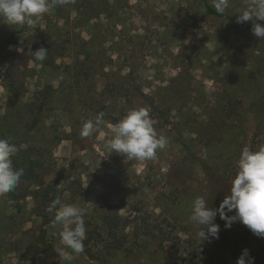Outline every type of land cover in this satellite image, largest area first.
I'll return each instance as SVG.
<instances>
[{
    "label": "rangeland",
    "instance_id": "374dc122",
    "mask_svg": "<svg viewBox=\"0 0 264 264\" xmlns=\"http://www.w3.org/2000/svg\"><path fill=\"white\" fill-rule=\"evenodd\" d=\"M246 4L228 0L219 19L200 0H68L32 26L0 18V136L35 148L38 181L85 209L89 241L65 257L52 203L11 200L30 191L22 182L0 196V264L35 248L32 264H264V236L238 219L226 228L218 212L219 238L203 241L189 219L197 197L219 210L242 149L264 145V39L252 33L264 21L228 20ZM16 25L25 31L9 45ZM139 107L168 145L145 160L109 153L115 125Z\"/></svg>",
    "mask_w": 264,
    "mask_h": 264
},
{
    "label": "clouds",
    "instance_id": "9594fccd",
    "mask_svg": "<svg viewBox=\"0 0 264 264\" xmlns=\"http://www.w3.org/2000/svg\"><path fill=\"white\" fill-rule=\"evenodd\" d=\"M67 2L68 0H0V18L10 25L26 23L32 26L34 18L39 19L52 12L56 6ZM213 6L217 13L223 14L228 7V0H213ZM250 20L264 21V0H247L237 23ZM252 33L255 37L264 39V26L254 23ZM47 52L42 47L33 56L36 60L43 61ZM104 115L101 112L97 114L95 121L88 119L83 122L81 137L90 136L102 122ZM154 125L155 121L150 117L147 108H133L115 125L114 134L107 140L105 148L109 153L123 154L130 159H152L157 150H163L169 142L164 135H158ZM18 151V146L10 137L0 136V196L14 191L24 175L22 168L16 169L13 166L12 157ZM237 167L238 173L232 181L231 194L226 197L219 210L209 207L202 196L192 202L189 219L200 229L198 236L202 241L219 238L220 228L214 222L218 212L220 218L225 220L226 228H230L238 219L257 236H264V145L256 151L245 146L237 161ZM225 207L228 211L235 210L236 215L229 217L223 211ZM47 211L55 213L53 224L62 225L59 232L61 244L74 253H82L86 239L85 209L77 204H64L57 197ZM59 251L61 255L64 254V248ZM237 264H245L244 258L238 260Z\"/></svg>",
    "mask_w": 264,
    "mask_h": 264
},
{
    "label": "trees",
    "instance_id": "16d2710c",
    "mask_svg": "<svg viewBox=\"0 0 264 264\" xmlns=\"http://www.w3.org/2000/svg\"><path fill=\"white\" fill-rule=\"evenodd\" d=\"M200 1L203 3L206 12L209 15L214 16V17L219 18V19L227 18L225 13H223V14L217 13L215 7L213 6V3H211L210 1H208V0H200ZM228 20H230L232 22H237V19L233 18V17H229ZM25 28H26L25 26L18 27L16 25V27H14V29L12 31V35L8 41V44L11 45L13 43L12 42L13 38H15L17 34L24 32ZM235 104L236 103H234V105ZM256 104H259V111H258L259 112V120H258V122L260 123L261 127H264V95L259 98V100L257 101ZM232 105H233V103L230 102L229 103V106L231 107L230 113L234 112V110H235ZM149 106L151 108H153L154 110H156V107H155L153 102H151V105H149ZM13 135H14V137H16L18 135V133H13ZM22 140H23L22 144H24L25 147L24 148L20 147L17 154L12 157L13 166L16 169L22 168L24 170V175L22 176L20 183H22V182L32 183V186H30V191L28 193H23V194L16 195V196L12 195L11 198H13V199H11V200H13V201L23 200V199L30 196L35 200V202H36V200L42 199V201L44 203H52L56 199L55 197H57L56 196L57 194H54L55 197L50 198V193H51V191L56 192L57 188L56 187H54L52 189L46 188V187H44V184H42L41 182L38 181L40 177L36 173V166H34V163L36 162V159L34 156V155H36L35 148H33L31 145H29L27 143V141H24V137H22ZM35 182H37V185H35L36 184ZM59 195L60 194H58V197H59ZM38 206H40V208H41V204ZM38 216L40 217L41 215L39 214ZM87 238L90 239V237H87ZM87 243H89V241L85 239L84 245H87ZM29 254H31L32 256H30ZM29 254L23 253L21 261H25V262L35 261L36 260V254H38V250L35 248ZM87 255H88V257L94 258L90 253V249L87 250ZM256 263L257 262L254 259V264H256ZM249 264H252V262Z\"/></svg>",
    "mask_w": 264,
    "mask_h": 264
},
{
    "label": "crops",
    "instance_id": "0c3cea01",
    "mask_svg": "<svg viewBox=\"0 0 264 264\" xmlns=\"http://www.w3.org/2000/svg\"><path fill=\"white\" fill-rule=\"evenodd\" d=\"M65 202H66V201H65ZM63 203H64V201H63ZM64 204H65V203H64ZM30 214H31V213H30ZM31 217H32V221H34V222L36 221V219H38L36 216H34V215L32 216V214H31ZM30 224H31V223H30ZM28 227H29V226H28ZM68 250H69V252H72L71 249L66 248V249H65V257H66V256H69V257H70V255H69L70 253L67 252ZM72 253H73V252H72ZM17 260H18V259H17ZM17 262H18L19 264H32V263H30V262H25V261H20V260L17 261ZM18 263H17V264H18Z\"/></svg>",
    "mask_w": 264,
    "mask_h": 264
}]
</instances>
